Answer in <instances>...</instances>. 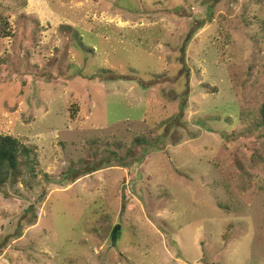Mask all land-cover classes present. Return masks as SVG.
Instances as JSON below:
<instances>
[{"label":"rangeland","instance_id":"374dc122","mask_svg":"<svg viewBox=\"0 0 264 264\" xmlns=\"http://www.w3.org/2000/svg\"><path fill=\"white\" fill-rule=\"evenodd\" d=\"M0 19V135L32 152L0 187V264H264V0Z\"/></svg>","mask_w":264,"mask_h":264},{"label":"trees","instance_id":"16d2710c","mask_svg":"<svg viewBox=\"0 0 264 264\" xmlns=\"http://www.w3.org/2000/svg\"><path fill=\"white\" fill-rule=\"evenodd\" d=\"M1 20V19H0ZM8 24L0 21V36H11L7 30ZM260 125L264 126V106L260 109ZM140 139L134 140V145ZM31 150L18 139L10 135H0V187L5 185L15 186L23 177V167L31 158ZM132 154V153H131Z\"/></svg>","mask_w":264,"mask_h":264},{"label":"water","instance_id":"95a60500","mask_svg":"<svg viewBox=\"0 0 264 264\" xmlns=\"http://www.w3.org/2000/svg\"><path fill=\"white\" fill-rule=\"evenodd\" d=\"M115 232V231H114Z\"/></svg>","mask_w":264,"mask_h":264}]
</instances>
